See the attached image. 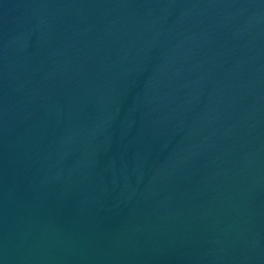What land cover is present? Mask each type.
I'll list each match as a JSON object with an SVG mask.
<instances>
[{"label":"water","instance_id":"obj_1","mask_svg":"<svg viewBox=\"0 0 264 264\" xmlns=\"http://www.w3.org/2000/svg\"><path fill=\"white\" fill-rule=\"evenodd\" d=\"M0 264H264V0H0Z\"/></svg>","mask_w":264,"mask_h":264}]
</instances>
